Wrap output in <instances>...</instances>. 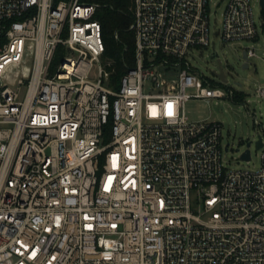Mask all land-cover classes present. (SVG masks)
Segmentation results:
<instances>
[{"label": "built area", "instance_id": "1", "mask_svg": "<svg viewBox=\"0 0 264 264\" xmlns=\"http://www.w3.org/2000/svg\"><path fill=\"white\" fill-rule=\"evenodd\" d=\"M210 2L134 0L116 84L98 5L0 0V264H264V152L227 168L223 124L186 112L236 95L190 60ZM252 3L229 0L225 43L259 37Z\"/></svg>", "mask_w": 264, "mask_h": 264}, {"label": "rangeland", "instance_id": "2", "mask_svg": "<svg viewBox=\"0 0 264 264\" xmlns=\"http://www.w3.org/2000/svg\"><path fill=\"white\" fill-rule=\"evenodd\" d=\"M229 0L210 2L211 46L190 52L192 64L219 88L227 93L235 91V98L192 99L186 103V112L191 121L218 122L223 124L224 165L232 170H257L262 165L263 150L257 148L259 135H263L264 98L259 90L264 88V10L259 0H253V11L259 28L256 40H241L225 43L221 38L224 13ZM216 42V48L213 47ZM253 49L256 53L244 68L243 52ZM226 73L227 83L219 77V58ZM251 142L250 147L248 143ZM228 146V150L226 147ZM250 149L252 159L243 160L242 155Z\"/></svg>", "mask_w": 264, "mask_h": 264}, {"label": "trees", "instance_id": "3", "mask_svg": "<svg viewBox=\"0 0 264 264\" xmlns=\"http://www.w3.org/2000/svg\"><path fill=\"white\" fill-rule=\"evenodd\" d=\"M83 1L98 5L96 18L102 23L106 44L104 58L117 84L135 61L136 37L131 29L134 0Z\"/></svg>", "mask_w": 264, "mask_h": 264}, {"label": "water", "instance_id": "4", "mask_svg": "<svg viewBox=\"0 0 264 264\" xmlns=\"http://www.w3.org/2000/svg\"><path fill=\"white\" fill-rule=\"evenodd\" d=\"M263 6H264V0H263ZM218 55H214L212 56V59H215L217 58ZM243 58L245 60V63H244V68H249V57H248V52L246 50H244L243 52ZM219 64H220V69H221V72L219 74V76L224 80V81H227L226 79V73L222 67V60H219ZM251 145V142L248 143V147H250ZM256 145H257V148H262L263 147V140H262V135H259V139L258 141L256 142ZM242 159L243 160H246V161H249L251 159V151L250 149L248 148L242 155Z\"/></svg>", "mask_w": 264, "mask_h": 264}]
</instances>
